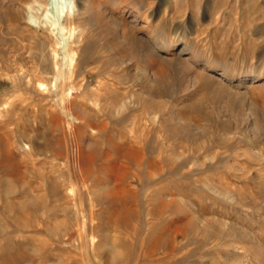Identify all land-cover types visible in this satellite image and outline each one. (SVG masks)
Wrapping results in <instances>:
<instances>
[{
	"label": "rangeland",
	"instance_id": "rangeland-1",
	"mask_svg": "<svg viewBox=\"0 0 264 264\" xmlns=\"http://www.w3.org/2000/svg\"><path fill=\"white\" fill-rule=\"evenodd\" d=\"M90 1L0 0V264H264V0Z\"/></svg>",
	"mask_w": 264,
	"mask_h": 264
},
{
	"label": "bare ground",
	"instance_id": "bare-ground-1",
	"mask_svg": "<svg viewBox=\"0 0 264 264\" xmlns=\"http://www.w3.org/2000/svg\"><path fill=\"white\" fill-rule=\"evenodd\" d=\"M42 0H34V2L32 4H30V8H38L40 6ZM113 1V0H112ZM156 1V0H155ZM163 1V0H162ZM165 1V0H164ZM168 2H172L173 0H166ZM90 0H63V4L62 6L57 10L56 15L54 16L55 19L51 20V19H47V17L44 21V24L46 26H48L47 28H49L50 30H56V33L58 32L60 35V40L58 41V43L61 45L62 47V53H63V57H62V62L63 65L68 69V71L70 72V74L72 75L76 68L78 67V64H76V53L77 51L75 50V46L76 43L78 42V38L75 37V25H74V21L75 18L78 14L84 13L86 11V9H88L90 7V5L93 3ZM104 2V1H103ZM116 2V1H115ZM139 4V3H138ZM102 6V4H101ZM123 6V5H122ZM157 7V6H156ZM161 6H158V9H160ZM138 13H144L145 11L142 10V8H138ZM106 10V9H105ZM137 12V11H136ZM157 12V11H156ZM148 13L149 16H153L154 11L153 10H149L147 9L146 14ZM158 13V12H157ZM236 14V13H235ZM238 14V12H237ZM46 15V14H45ZM108 15V14H107ZM111 15V14H110ZM159 15V14H158ZM47 16V15H46ZM148 17V16H147ZM93 18V17H92ZM136 19V18H135ZM133 19V20H135ZM51 20V22H50ZM114 21V20H113ZM88 22V21H87ZM145 24V23H144ZM52 25L53 28H52ZM136 26V25H135ZM150 27V26H149ZM79 30V29H78ZM80 31V30H79ZM73 34V35H72ZM72 36V38H71ZM80 36V35H79ZM154 43V42H153ZM56 45V44H55ZM78 47V46H77ZM151 49V48H150ZM67 71V72H68ZM225 72V71H224ZM224 72H220L219 75L220 76H215V75H207L205 74L207 77V80H205V82L207 81L208 83L210 82L211 84L214 85H219V89H221L222 91H224L225 89V85H227L226 83H224L222 80V78H230L231 76L228 75L227 73ZM67 74V73H66ZM70 75V76H71ZM263 73H259L258 75L253 76L254 80L252 82H255L259 79H261L259 76H262ZM189 77V76H188ZM204 77V78H205ZM245 78L240 79L241 81H244ZM240 81V82H241ZM40 82V81H39ZM187 82V81H186ZM206 82V83H207ZM151 83V82H150ZM189 83V81H188ZM182 85H188L185 82L182 83ZM191 85H194L191 84ZM210 85V84H209ZM227 87V86H226ZM221 92V91H220ZM186 94H181V96H183L184 98L187 97ZM67 98V97H66ZM183 98V99H184ZM72 100V99H71ZM177 101V100H176ZM169 106V105H168ZM173 110V109H172ZM257 121V120H256ZM263 126V125H262ZM257 131L262 132V128L261 127H256ZM264 133V132H262ZM82 172V171H81ZM86 178V177H85ZM85 184V183H84ZM88 189V186H87ZM251 234V233H250ZM256 244V243H255ZM254 244V245H255ZM263 249V248H262ZM245 254V253H244ZM243 257V256H242ZM239 260V259H238ZM243 260V259H242Z\"/></svg>",
	"mask_w": 264,
	"mask_h": 264
}]
</instances>
